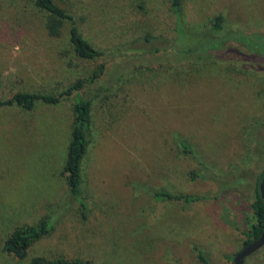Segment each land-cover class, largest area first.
I'll use <instances>...</instances> for the list:
<instances>
[{"label":"rangeland","instance_id":"obj_1","mask_svg":"<svg viewBox=\"0 0 264 264\" xmlns=\"http://www.w3.org/2000/svg\"><path fill=\"white\" fill-rule=\"evenodd\" d=\"M55 1L104 58L76 57L68 28L49 37L33 0H0V99L60 94L105 64L82 91L93 99L86 206L72 199L64 174L73 98L32 111L0 107V264H202L195 247L209 264H234L256 224L251 204L264 172V0H184L179 47L219 58L206 61L178 52L171 0ZM219 15L221 34H234L214 37ZM204 33L215 39L195 37ZM158 190L205 200L157 202ZM53 213L58 222L27 260L4 250L18 226ZM245 264H264V248Z\"/></svg>","mask_w":264,"mask_h":264},{"label":"trees","instance_id":"obj_2","mask_svg":"<svg viewBox=\"0 0 264 264\" xmlns=\"http://www.w3.org/2000/svg\"><path fill=\"white\" fill-rule=\"evenodd\" d=\"M33 1L36 7L45 14V30L49 37H51L53 40H60L64 36L65 29L68 28V43L76 57L86 61H99L104 58V52L97 49L91 42L83 37L79 27L74 21V18L66 8L61 7L55 0ZM183 3L184 0H171V11L176 17L178 47L181 34L185 30L182 15ZM211 29L215 38L217 35L228 37L231 34H234V32H228L225 35L221 34L225 29L224 17L221 15L214 19ZM205 35L206 33L200 34L199 36L196 35L195 37L209 38ZM230 40L232 41L234 39ZM235 41L244 44L243 40L239 39ZM247 47L249 48V46ZM179 48V53L190 56V58L196 56L199 61H206V58L209 57H213V59H219L215 54H200L196 47L194 49H189L187 52L185 51V48ZM104 72L105 64H101L92 73V75L86 79H79L74 85L70 86L67 90L60 94L18 92L9 99H0V107L18 106L26 111H32L39 103L55 106L62 103L66 98H73V128L64 166V174L66 176L70 196L84 207L86 204L84 203V199L82 197L84 184L83 172L84 161L93 141V99L85 97V94L82 91L86 86L95 85L102 78ZM260 125L262 126L263 123L258 122L250 129L248 133V138H250V141L253 140V143H255L257 137V135H255V130ZM181 146L184 154L195 157V153L190 145H188L186 142H182ZM251 153L252 148L250 147L248 154L250 155ZM190 174L192 180L199 177L196 171H192ZM263 179L264 172L257 180L255 196L251 204L256 224L253 226L252 230L247 233L246 239L243 242V248L257 240L260 237L264 227V199L262 198L260 192V185ZM153 198L157 202L178 201L184 204H194L205 200V197L203 196L189 195L168 190L156 191L153 195ZM58 218L59 216H56L55 213H53L51 217L48 216L47 218L43 219L38 225L18 226L5 240L4 250L21 261L27 260L31 247L53 231L55 224L59 220ZM195 251L197 252L198 259L202 264H209L208 259L202 250L195 247ZM28 264H93V262L91 260L67 259L63 257H59L57 259L34 257L29 260Z\"/></svg>","mask_w":264,"mask_h":264},{"label":"water","instance_id":"obj_3","mask_svg":"<svg viewBox=\"0 0 264 264\" xmlns=\"http://www.w3.org/2000/svg\"><path fill=\"white\" fill-rule=\"evenodd\" d=\"M260 192L262 195V198L264 199V179L260 185ZM264 248V228L260 235V237L252 242L251 244L244 247L234 258L233 263L234 264H245L246 260L257 253L259 250Z\"/></svg>","mask_w":264,"mask_h":264},{"label":"flooded vegetation","instance_id":"obj_4","mask_svg":"<svg viewBox=\"0 0 264 264\" xmlns=\"http://www.w3.org/2000/svg\"><path fill=\"white\" fill-rule=\"evenodd\" d=\"M264 228V227H263ZM263 231V230H262Z\"/></svg>","mask_w":264,"mask_h":264}]
</instances>
